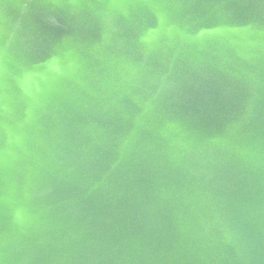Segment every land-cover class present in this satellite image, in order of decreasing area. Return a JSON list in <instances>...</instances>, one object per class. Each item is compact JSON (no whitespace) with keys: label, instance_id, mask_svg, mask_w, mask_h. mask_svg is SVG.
I'll return each instance as SVG.
<instances>
[{"label":"water","instance_id":"95a60500","mask_svg":"<svg viewBox=\"0 0 264 264\" xmlns=\"http://www.w3.org/2000/svg\"><path fill=\"white\" fill-rule=\"evenodd\" d=\"M0 264H264V0H0Z\"/></svg>","mask_w":264,"mask_h":264}]
</instances>
